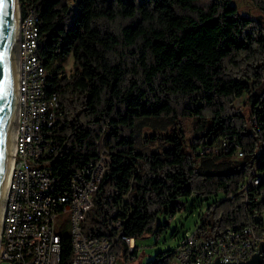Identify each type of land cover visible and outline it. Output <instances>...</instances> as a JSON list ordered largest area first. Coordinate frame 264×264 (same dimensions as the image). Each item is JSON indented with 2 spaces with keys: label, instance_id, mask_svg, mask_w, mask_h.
Returning <instances> with one entry per match:
<instances>
[{
  "label": "trees",
  "instance_id": "obj_1",
  "mask_svg": "<svg viewBox=\"0 0 264 264\" xmlns=\"http://www.w3.org/2000/svg\"><path fill=\"white\" fill-rule=\"evenodd\" d=\"M253 5L264 14V0ZM19 7L21 18L37 17V52L60 101L50 161L58 189L68 193L71 174L102 151L110 157L82 221L85 235L105 236L126 257L118 231L134 239L162 232L168 221L160 217L181 210V199L220 195L199 234L251 226L264 236L258 20L231 0H19ZM69 55L67 71L56 60ZM143 121L151 132L138 133ZM252 173L258 183L240 191ZM59 234V264H70V235ZM173 255L163 250L145 264H171Z\"/></svg>",
  "mask_w": 264,
  "mask_h": 264
},
{
  "label": "built area",
  "instance_id": "obj_2",
  "mask_svg": "<svg viewBox=\"0 0 264 264\" xmlns=\"http://www.w3.org/2000/svg\"><path fill=\"white\" fill-rule=\"evenodd\" d=\"M21 17V16H20ZM29 12L23 18V28L17 39L19 76L18 102L23 103V114H17L14 133L9 187L6 200H10L7 234H0V264H59L60 234L55 230L57 215L70 214V264H115L112 242L104 237L85 235L82 221L92 206V194L98 188L110 163V157L101 152L95 162L75 171L70 176L68 193L58 189V177L50 161L56 149L55 129L60 101L53 90V111L43 116L44 103L40 102L37 85L42 71L31 70L32 37ZM241 155V151L238 152ZM253 173L242 184L240 191L257 184ZM119 221L115 225L119 226ZM198 226L177 240L171 264H214L216 259L236 262L250 258L264 236L255 233L251 226L228 228L208 236L198 233ZM127 246L126 259H133V237L118 231ZM264 264V263H263Z\"/></svg>",
  "mask_w": 264,
  "mask_h": 264
},
{
  "label": "rangeland",
  "instance_id": "obj_3",
  "mask_svg": "<svg viewBox=\"0 0 264 264\" xmlns=\"http://www.w3.org/2000/svg\"><path fill=\"white\" fill-rule=\"evenodd\" d=\"M231 2L237 6L240 14L255 18L264 27V14L260 12L259 8L253 5V0H231ZM56 62L62 63L66 70L69 71L73 64V58L72 55H69L62 59H57ZM244 98V96L238 98L236 103L243 104L245 101ZM181 126L185 135L188 136L191 131L190 118H182ZM151 131L152 128L146 121L140 123L138 128L139 134ZM220 197V195L208 198H195L194 196H190L181 199V203L183 204L181 210H178L172 216L162 215L160 217L161 223L168 221V225L162 232H154L150 235L134 239L136 245V255L133 259H126L123 249L119 246L115 247V264H145L148 260L155 257L157 252L167 249L175 251L177 240L194 230L195 227L201 223V217L207 214V207L209 204ZM62 217L64 218L63 221L61 216L57 215L55 230L58 233H69V212H65Z\"/></svg>",
  "mask_w": 264,
  "mask_h": 264
},
{
  "label": "bare ground",
  "instance_id": "obj_4",
  "mask_svg": "<svg viewBox=\"0 0 264 264\" xmlns=\"http://www.w3.org/2000/svg\"><path fill=\"white\" fill-rule=\"evenodd\" d=\"M23 28V18L20 17V13L17 5L14 11V27H13V60H12V95H11V110H10V125H9V142L7 145V156L4 162V174L0 186V234H7L8 215L10 214V200H6L12 155L14 154V133L17 123V114H23V103L18 102V90L17 81L19 76V63L17 55V39L19 30ZM30 30L32 37V50H31V70L42 71L40 76V84L37 85V94H39L40 102H43V116H51L53 111V94L48 90V78L47 72L42 64L37 52L38 46V27L37 17L33 14L30 17ZM100 237V236H95ZM104 237V236H102ZM176 251V249H175Z\"/></svg>",
  "mask_w": 264,
  "mask_h": 264
},
{
  "label": "water",
  "instance_id": "obj_5",
  "mask_svg": "<svg viewBox=\"0 0 264 264\" xmlns=\"http://www.w3.org/2000/svg\"><path fill=\"white\" fill-rule=\"evenodd\" d=\"M19 0H0V186L4 174V162L9 142V125L12 95V60L14 11ZM264 241L248 259L236 262H223L216 259L214 264H263Z\"/></svg>",
  "mask_w": 264,
  "mask_h": 264
}]
</instances>
